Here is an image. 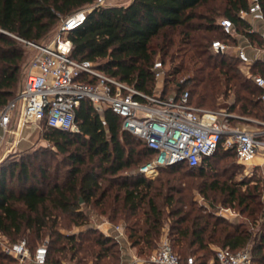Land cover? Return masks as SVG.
<instances>
[{
    "label": "trees",
    "instance_id": "16d2710c",
    "mask_svg": "<svg viewBox=\"0 0 264 264\" xmlns=\"http://www.w3.org/2000/svg\"><path fill=\"white\" fill-rule=\"evenodd\" d=\"M258 1L264 15V0ZM93 2L0 0V107L15 96L16 73L23 58V50L15 36L36 41L61 18ZM250 3V0H130L126 4L108 3L89 10L83 25L69 33L72 56L94 61L106 74L146 93H152L159 84L152 70L154 61L159 58L163 68L166 67L160 79L162 95H179L186 90L192 104L213 108L219 96L232 92L235 101L229 109L237 105L240 114L257 117L264 103L261 89L250 77L241 73L240 60L233 52L214 53L210 49L213 39L234 45L241 39L240 35L247 37L255 47L264 46L260 34L250 31L249 21L238 14L240 10H247ZM223 17L231 19L239 35L229 36L222 31L219 21ZM217 31L219 35L212 36ZM180 53H183L182 57L176 60ZM257 69L264 75L262 58H257L251 65L253 73ZM169 83L173 84V91L166 92L164 89ZM75 121L78 132L41 122L44 126L42 137L52 142L59 151L68 153L69 166L66 170L55 167L51 172L40 163H30L25 158L0 161V237L13 242L21 237L35 241L49 235L46 262L60 264L59 256L48 259L49 251L60 254L66 251L68 258L76 257L78 263L88 264L84 256L77 257V253H82L92 256L97 264L108 254L113 256L114 253L109 251L117 243L115 238L100 233L90 237L89 234L96 233L93 227L80 231L78 236L64 234L58 228V216L67 214L76 224L86 223L80 199L85 204L92 202L101 207L100 213L106 214L110 221L128 219L138 209H144L142 222L145 226L141 232L136 234L138 230L127 225L125 229L129 231L127 238H134L132 245L141 242L149 246L160 235L165 215V210L155 200L158 195L164 206H171L170 214L176 216L171 226V245L182 264L187 258L182 256L184 252L195 254L197 250L210 249L209 243L215 239L221 248L231 250L248 245L251 240L249 231L234 225L230 229L217 227V223L209 219L213 217L210 213L202 226L200 221L205 215L192 216L195 208L188 203L190 207L185 210L180 200H174L170 194L191 188L192 185L181 184L182 179L190 175L212 178L210 182L204 180L198 184L199 187H219V181L213 178L214 168L209 160L219 151L222 154L219 158L232 156L236 160L233 148H225L220 143L200 166L192 167L184 162L162 166L158 171L167 173L165 177L155 174L146 177L139 170L124 174L143 157L145 162L149 161L154 151L142 139L122 129L118 114L106 108L101 116L86 99L81 100L77 107ZM136 145L138 149H135ZM224 167L225 170L230 169L228 162ZM36 171L42 179L40 185ZM173 173L177 175L171 176ZM230 177L223 179L221 185ZM18 185L21 187L18 188ZM112 186L116 188L112 190ZM230 189V194L234 195L235 187ZM138 220L135 219L134 223ZM208 227L211 229L208 230ZM83 235L89 243L87 246L82 245ZM27 244L29 246L28 240ZM95 246L99 250L93 248ZM250 249L252 262L264 261V224L258 242ZM215 256L216 252L206 259V253H203L202 260L197 263L194 260V264H218ZM6 258L16 260L0 247V259Z\"/></svg>",
    "mask_w": 264,
    "mask_h": 264
},
{
    "label": "built area",
    "instance_id": "2783aa9c",
    "mask_svg": "<svg viewBox=\"0 0 264 264\" xmlns=\"http://www.w3.org/2000/svg\"><path fill=\"white\" fill-rule=\"evenodd\" d=\"M108 3L109 0H94L61 18L49 43L15 36L34 49V53L20 90L0 107V145L5 135L12 132L11 124L15 119H21L20 125L44 121L51 127L78 132L76 109L81 100L86 99L101 116L106 108L118 114L122 129L142 139L154 151V156L139 167V172L146 177L153 176L162 166L178 162L200 166L220 143L235 150L236 161L240 164L254 165L253 159L258 156L264 159V119H256L255 128L232 124L247 117L231 112L229 106L208 109L194 105L189 101L186 90L179 95L171 93L166 96L157 91L146 93L106 74L94 61L74 58L69 33L83 25L89 10ZM238 14L249 21L250 31L258 32L264 40V28L259 31L252 25V20H258L264 26L259 1L252 0L248 9L240 10ZM219 24L225 34L239 35L231 19L223 17ZM240 36L245 40L242 44L233 45L213 39L210 49L214 53L233 50L240 60L241 71L261 89L264 101V75L251 71L254 60H264V46L254 47L247 37ZM251 47L257 51L254 56L248 53ZM152 70L157 80L163 78V65L159 59L154 61ZM96 228L105 237L118 241L124 236L122 224L102 221L96 224ZM4 239L0 238L2 250L20 262L32 258L35 264H46V243L39 244L31 253L25 238L13 242ZM215 257L218 264L252 263L249 246L238 250L220 247ZM149 261L154 264H182L167 236L162 237ZM185 264H194L193 257L188 256Z\"/></svg>",
    "mask_w": 264,
    "mask_h": 264
},
{
    "label": "rangeland",
    "instance_id": "374dc122",
    "mask_svg": "<svg viewBox=\"0 0 264 264\" xmlns=\"http://www.w3.org/2000/svg\"><path fill=\"white\" fill-rule=\"evenodd\" d=\"M130 0H109V3L111 4H122L127 3ZM252 1V0H250ZM59 22V21H58ZM58 22L54 26H52L50 29H48L39 39H37L35 42H43V43H49L54 35L55 31L58 25ZM219 32H214L212 36H218ZM17 38V37H16ZM21 49L23 50V58L20 62V66L17 70L16 76H17V84L15 86V94L20 90L23 80L29 70V63L30 59L34 53V49L30 48L27 44L22 42V45L20 43ZM245 40L244 38L241 40H238V43H243ZM254 46V45H253ZM255 47V46H254ZM233 51V50H232ZM231 51V52H232ZM249 55L254 56V53H257V51L249 49L248 51ZM183 53H180L176 60H180ZM159 59V58H158ZM166 64L168 65V58L166 59ZM166 65V66H167ZM240 66V65H239ZM166 67L163 68L164 74ZM242 73V71H241ZM256 73H260L257 69ZM154 87L153 91L161 92L162 84L160 83ZM173 84L169 83L167 88L164 90L166 92H171ZM235 101V96L232 92H230L226 96H219L216 102V105L213 108L208 109H218L220 107L229 106ZM263 108L261 109L259 116L255 117L251 114L244 116L247 117V119H243L240 121H233L232 124L238 123V125H245L250 126L252 128H255L256 119H262V116H264V103ZM206 108V107H204ZM231 112H234L235 114H240V111L238 110L237 105H235L234 109H229ZM20 121H17L15 124V127L12 128V132L5 135V138L0 145V161L1 160H21L22 158H25L27 162H35L36 164H41L42 167L48 168L49 171H54L55 167L60 168L61 170H66L68 168V153L59 151L52 142H50L48 139L42 137V133L44 130V126L42 124H35V123H29L25 124L23 127L20 126ZM22 127V129H21ZM135 149H138V146H135ZM221 151H219L215 157H212L209 162L211 163L212 167L214 168V171L212 174H214L213 178H216L219 182L217 183L216 189H206L204 186H198V184H202V182L207 180V182H210L212 178L207 177H199V176H186L184 179H182L181 184L185 183L187 186L192 185L191 188H185L180 189L179 191H172L170 194H172L173 199L177 200L179 199L180 204L184 207L185 210H188L191 204V207L195 208L192 210L191 215H205L202 217V220L200 221V224L203 226L204 219H206V216L208 213L212 214L213 217H209L211 222H216L217 227L223 226L226 229H230L232 225L237 226L240 230H246L251 233V240L248 243L249 247H252V245H255L258 242L259 234L263 228L264 224V162L259 164L260 159L254 158L253 162H256L254 165H243L236 162L234 157L232 156H225L222 158H219L221 156ZM144 157L137 163V165H133L131 168H128L124 171V174H133L139 170V167L143 165ZM228 162V165H230V169L225 170V163ZM139 172V171H138ZM37 173V180H39L38 184H41V178L39 177V172ZM158 176H167V173L164 172H156L154 173ZM177 175L176 174H171ZM231 176L228 180H226L225 184L221 185L220 182H222L223 179H225L228 176ZM145 176V175H144ZM19 186V185H18ZM23 186V184L21 185ZM19 186L18 188H20ZM180 186V185H179ZM221 186H224L221 188ZM232 187H235L236 193L234 195L230 194V191ZM116 187L112 186V190H114ZM113 192V191H111ZM155 192V191H154ZM157 192V190H156ZM111 194V193H110ZM112 195V194H111ZM255 196V197H251ZM241 199V200H240ZM155 200L161 205V207L165 210V215L162 218V224H161V231L160 235L154 240L149 246L144 245L143 243L139 242L136 245H132L134 238H127V234L129 233L128 230L125 229L126 225L127 227H133L137 231L136 234H139L141 230L144 228V223L142 222L144 215L142 214V211L144 209H138L133 216L130 218H117L115 220H109L106 216V214L100 213L101 207L92 204H85L82 199H80L79 204L81 208H83L84 212L86 213V223L84 224H76L75 220L70 217L67 214H61L58 216V228L61 232L64 234H75L78 236L79 232L85 230L88 227H93L96 230V233L89 234L90 237H93L95 234L100 233L99 230L96 228V224L103 220L110 222L111 224H122L124 226V236L122 239L126 238L127 241L125 242L126 245L131 246V252H130V264H154L149 261L150 255L152 253V249L160 244L162 237L167 236L171 243V226L173 224L174 219L176 216H172L170 214L171 206H164V202L162 201L161 196L156 195ZM189 203V204H188ZM120 217V216H119ZM124 217V216H123ZM139 218L138 223H134L135 219ZM184 222L183 224H185ZM199 224V225H200ZM211 228L208 227V230ZM102 234V233H100ZM103 235V234H102ZM104 236V235H103ZM82 237V236H80ZM218 237V234L216 233L215 238ZM3 239V237H0ZM26 238L29 241V248L31 250V253L34 251L35 247L38 246L41 243H46L47 247H49L50 243V236L49 235H43L37 240L33 241L31 238L27 237H21ZM84 238V239H83ZM116 240L117 243L114 245L109 252H113V256L108 254V256H105L104 258L100 259L97 264H121L122 261V254L123 249L121 244L123 243V240ZM5 240V239H4ZM125 240V239H124ZM89 243L85 239V236L82 237V245L87 246ZM1 247V246H0ZM96 250H99L98 246L93 247ZM210 249H200L197 250L195 254L184 252L182 256L186 255V257L191 256L197 263L198 261L202 260L201 254L206 253V259H209L213 257L214 253L218 248H220V245L216 241H211L209 243ZM2 249V248H1ZM127 252L126 250H124ZM64 253L60 254L58 252L49 251L48 259H53L56 256H59L60 258V264H81L77 262V258L69 259L68 255ZM84 256V261L88 262V264H95L93 261L92 256H85L82 253H77V257ZM119 257L116 259L115 257ZM128 260V258H127ZM0 264H35L32 260V258H28L24 262H20L17 258L16 260H10L8 258L6 259H0ZM46 264H51V262H46ZM251 264H264V261L261 263L257 260L252 262Z\"/></svg>",
    "mask_w": 264,
    "mask_h": 264
},
{
    "label": "crops",
    "instance_id": "0c3cea01",
    "mask_svg": "<svg viewBox=\"0 0 264 264\" xmlns=\"http://www.w3.org/2000/svg\"><path fill=\"white\" fill-rule=\"evenodd\" d=\"M252 25L256 28V29H258L259 31L260 30H263V28H264V26H263V22H261V21H258V20H252ZM251 49V51H253V50H255L254 49V47H251L250 48ZM258 55H261V53H259ZM17 121H16V119L12 122V124H11V128H13V127H15V124H17L16 123ZM20 126H24V125H20ZM22 127H21V129H22ZM256 158H258V159H260V163H263L264 162V159L263 158H261V157H256ZM256 163V162H255ZM259 163V164H260ZM103 220H101V221H99V222H102ZM98 222V223H99ZM110 223V222H109ZM125 239V240H124ZM124 239H122L123 240V243L121 244V246H122V249H123V254H122V261H121V264H130L129 262H130V260H129V258H130V252L132 251L131 250V246L129 245H126L125 244V242L127 241V239L126 238H124ZM124 250H126L127 252H125ZM127 258H128V260H127ZM132 261V260H131ZM138 264V263H137Z\"/></svg>",
    "mask_w": 264,
    "mask_h": 264
}]
</instances>
